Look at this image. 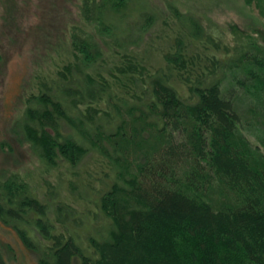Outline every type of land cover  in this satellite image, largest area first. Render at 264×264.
Returning <instances> with one entry per match:
<instances>
[{
  "label": "trees",
  "instance_id": "16d2710c",
  "mask_svg": "<svg viewBox=\"0 0 264 264\" xmlns=\"http://www.w3.org/2000/svg\"><path fill=\"white\" fill-rule=\"evenodd\" d=\"M169 2L157 14L142 12L134 34L117 36L105 23L98 35L107 41L86 32L82 59H57L25 110L45 162L73 166L92 151L111 180L97 204L112 229L85 246L67 219L51 214L61 206L0 182V219L39 264H264V49L216 55L212 47L221 46L209 32ZM84 19L100 23L87 11ZM156 22L162 34L147 37ZM87 26L96 32V23ZM133 37L156 48L151 68L133 48L114 45ZM75 68L83 90L71 85ZM215 71L223 74L209 82ZM70 102L80 116L69 115ZM84 108L113 122L90 131Z\"/></svg>",
  "mask_w": 264,
  "mask_h": 264
},
{
  "label": "rangeland",
  "instance_id": "374dc122",
  "mask_svg": "<svg viewBox=\"0 0 264 264\" xmlns=\"http://www.w3.org/2000/svg\"><path fill=\"white\" fill-rule=\"evenodd\" d=\"M163 1L0 0V182L14 181L23 189L32 188L53 210L61 206V213L53 211L51 214L67 219L66 226L69 225L83 246L88 237L102 239L108 237L112 229L97 204L111 183L110 176L103 174L95 153L89 156L92 151H87L85 158L73 166L64 159L57 160V165L45 162L38 143L30 139L25 110L32 104L33 95L45 90L40 84L43 74H52L55 62L67 55L70 59L76 56L82 59L78 53L79 43L88 34L107 41L108 37L99 36H104L101 28L105 23L115 28L117 36H126L142 12L157 14L164 10L165 4L167 8V0L165 4ZM169 3H175L174 7L182 16L209 32L221 46L219 50L212 47L216 55L223 53L224 48L231 54L229 57L245 48L264 49V0H170ZM85 11L100 23L86 21ZM167 13L166 9L165 15ZM88 23H96V32L87 26ZM161 25L156 22L146 33L147 37L155 38L160 34ZM118 43L114 45L119 51L120 45H125L146 59L143 62L146 67L159 55L155 47L147 46L148 41L142 43L134 38L125 40V44ZM165 47L168 49V45ZM74 66L79 69L81 64ZM141 70L144 72L143 68ZM75 71L76 68L73 71L76 79L71 80V85L83 90L86 80L76 82L80 72ZM215 72L205 76L209 82L216 74H223ZM94 107L104 109L100 105ZM65 109L72 117L80 116L72 102ZM85 114L88 115L85 127L90 131L113 122L102 111L86 108ZM246 136L256 145L251 135ZM77 139L82 147H89L81 136ZM38 260L37 251L27 247L11 224L0 219V264H39Z\"/></svg>",
  "mask_w": 264,
  "mask_h": 264
},
{
  "label": "bare ground",
  "instance_id": "6f19581e",
  "mask_svg": "<svg viewBox=\"0 0 264 264\" xmlns=\"http://www.w3.org/2000/svg\"><path fill=\"white\" fill-rule=\"evenodd\" d=\"M116 6V5H115ZM118 7V6H117ZM116 9H118V8H116ZM232 27H234V26H232ZM231 27V28H232ZM227 28V27H226ZM127 56V55H126ZM166 60V59H165ZM157 71V70H156ZM143 73V72H142ZM111 77V76H110ZM106 82V81H105ZM106 85H107V82H106ZM79 94V93H78ZM104 95V94H103ZM115 104V103H114Z\"/></svg>",
  "mask_w": 264,
  "mask_h": 264
}]
</instances>
